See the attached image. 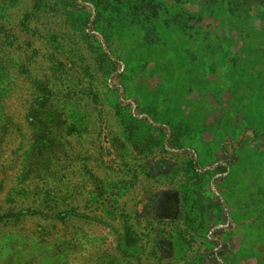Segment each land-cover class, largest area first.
Returning <instances> with one entry per match:
<instances>
[{
  "label": "rangeland",
  "instance_id": "374dc122",
  "mask_svg": "<svg viewBox=\"0 0 264 264\" xmlns=\"http://www.w3.org/2000/svg\"><path fill=\"white\" fill-rule=\"evenodd\" d=\"M0 264H264V0H0Z\"/></svg>",
  "mask_w": 264,
  "mask_h": 264
},
{
  "label": "trees",
  "instance_id": "16d2710c",
  "mask_svg": "<svg viewBox=\"0 0 264 264\" xmlns=\"http://www.w3.org/2000/svg\"><path fill=\"white\" fill-rule=\"evenodd\" d=\"M36 83L40 86V88H39L40 98L38 99V102L36 103L37 111H41L44 113L45 108H46V103H47L48 99L50 98L51 92L48 89L47 83H45L43 80H38ZM36 116H38V115H36ZM41 119H42V116H41ZM38 120H40V118ZM42 142H43V144L45 143V145H48V146H49V144H53L52 141H50L48 139H43ZM167 245H170V244L167 243ZM167 245L166 244L165 245L164 244L159 245V247L161 249L160 250L161 253H163L164 250H169V247H167Z\"/></svg>",
  "mask_w": 264,
  "mask_h": 264
}]
</instances>
